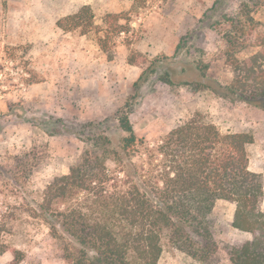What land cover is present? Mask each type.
I'll return each mask as SVG.
<instances>
[{
	"label": "rangeland",
	"instance_id": "374dc122",
	"mask_svg": "<svg viewBox=\"0 0 264 264\" xmlns=\"http://www.w3.org/2000/svg\"><path fill=\"white\" fill-rule=\"evenodd\" d=\"M215 1L0 0V264L16 257L18 264H67L65 249L73 247L49 236L38 205L53 179L68 174L86 150L72 133L107 122L117 145L124 134L115 129L116 119L128 106L135 135L150 142L196 114L222 133H249V169L261 174L264 186V112L164 82L165 74H181L189 64L206 67L207 76L223 85L232 80L234 49L224 40L229 23L222 17L241 20L238 39L248 40L260 29L257 23L264 24V7L223 0L214 10ZM83 6L91 9L94 28L57 27ZM108 15L118 16L125 31L107 41L110 60L100 46ZM182 38L185 48L175 58ZM251 53L241 50L234 58ZM260 208L264 212V196ZM234 212V204L216 205L215 248L207 262L164 241L157 264H231L228 246L252 238L232 227Z\"/></svg>",
	"mask_w": 264,
	"mask_h": 264
},
{
	"label": "trees",
	"instance_id": "16d2710c",
	"mask_svg": "<svg viewBox=\"0 0 264 264\" xmlns=\"http://www.w3.org/2000/svg\"><path fill=\"white\" fill-rule=\"evenodd\" d=\"M222 1L216 0L213 9ZM248 3L252 8L264 7V0ZM246 16V23H254L249 13ZM222 20L229 23L224 40L234 49L232 80L223 85L207 76L206 67L189 64L181 74H165L164 82L208 90L264 112V24L257 23L255 37L250 34L248 40L239 41L237 34L244 33L243 26L237 27L241 20L226 15ZM118 21L115 15L104 19L100 46L109 60L107 41L125 33ZM56 25L67 32L86 33L94 28V16L83 6ZM185 45L180 39L175 58ZM245 49L253 53L243 60L234 58ZM129 113L128 106L116 119L115 129L124 134L117 145L107 122L88 123L72 133L86 150L68 174L53 179L38 205L49 236L73 247L65 249L67 264H157L164 241L207 262L215 248L213 213L220 201L235 205L232 227L252 236L228 246L230 263L264 264L263 179L249 169L246 151L252 135L222 133L196 114L150 142L135 135ZM92 129L95 133L89 135ZM18 262L16 257L10 264Z\"/></svg>",
	"mask_w": 264,
	"mask_h": 264
}]
</instances>
